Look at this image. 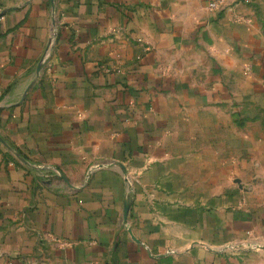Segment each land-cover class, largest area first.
<instances>
[{"label": "crops", "instance_id": "obj_1", "mask_svg": "<svg viewBox=\"0 0 264 264\" xmlns=\"http://www.w3.org/2000/svg\"><path fill=\"white\" fill-rule=\"evenodd\" d=\"M263 4L0 0V264H264L217 140L264 84Z\"/></svg>", "mask_w": 264, "mask_h": 264}, {"label": "rangeland", "instance_id": "obj_2", "mask_svg": "<svg viewBox=\"0 0 264 264\" xmlns=\"http://www.w3.org/2000/svg\"><path fill=\"white\" fill-rule=\"evenodd\" d=\"M258 84L253 78L249 86H240L239 103L234 104L240 112L233 117L238 132L224 130L217 140L221 137L227 145L222 149L224 191L237 192L242 203L264 209V84ZM214 137L211 134V140ZM232 143L234 147H228Z\"/></svg>", "mask_w": 264, "mask_h": 264}, {"label": "built area", "instance_id": "obj_3", "mask_svg": "<svg viewBox=\"0 0 264 264\" xmlns=\"http://www.w3.org/2000/svg\"><path fill=\"white\" fill-rule=\"evenodd\" d=\"M216 5H217V2H213L210 4V7L214 8V7H216ZM126 180H127V182H129L127 175H126ZM226 248H230V249H234V250H242V249H248L249 246L243 245V244H235L234 246L233 245L226 246Z\"/></svg>", "mask_w": 264, "mask_h": 264}, {"label": "water", "instance_id": "obj_4", "mask_svg": "<svg viewBox=\"0 0 264 264\" xmlns=\"http://www.w3.org/2000/svg\"><path fill=\"white\" fill-rule=\"evenodd\" d=\"M128 210H129V203L127 202V203H125L124 211H123V218H124V220H126Z\"/></svg>", "mask_w": 264, "mask_h": 264}]
</instances>
